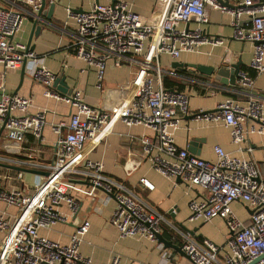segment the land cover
Here are the masks:
<instances>
[{
	"label": "built area",
	"instance_id": "1",
	"mask_svg": "<svg viewBox=\"0 0 264 264\" xmlns=\"http://www.w3.org/2000/svg\"><path fill=\"white\" fill-rule=\"evenodd\" d=\"M8 1L6 6H0V64L5 70H12L26 59V71L44 85V95L70 105L73 111L68 119L51 124L56 135L54 150L40 165L46 174L33 182L31 191L26 189L22 172L12 173L7 168V172L3 171L1 162L15 160L0 154V202L15 208L11 215L0 209V264H92L79 251L90 227L88 219L75 227L67 243L39 234V229L66 221L58 210L60 203H65L72 213L77 211L78 201L70 193L79 189L71 181L73 175H82L92 182L84 190L86 194L95 195L98 187L104 193L102 201L108 200V192L114 194L110 223L121 237L156 239L163 215L134 187L105 175L102 162L88 158V151L110 133L115 121L149 127L153 133L138 139L150 156L153 169L168 178H181L188 187L206 190L203 199L189 201L188 220L218 217L225 221L229 234L222 243L183 234L181 248L191 264H264V175L256 161L231 155L218 144L212 147L213 160L176 144L173 130L180 115L188 114L190 97L184 90L165 87L159 66L163 53L175 59L212 39L215 44H222L223 38L209 37L204 28L210 10H217L230 15L233 38L253 43L249 67L255 74L263 73L264 0H152L154 7L149 16L133 11L122 0L94 3L89 10L74 14L67 8L75 21V56L95 68L98 86L107 60L117 65H138L126 84L124 99L110 109L86 103L80 90L63 94L53 89L55 74L42 64V56L15 39L23 21L34 16L42 0ZM248 18L250 21L242 23ZM236 83L242 90L253 87V79L246 71L238 72ZM244 94L248 97L243 103L225 98L216 104L215 111L198 109L192 116L195 120L221 122L234 144L243 142L248 133L264 134V103ZM31 107L30 97L1 92L0 123L7 139L21 143L30 133L43 140L46 111ZM246 120L252 123L248 125ZM3 180L13 188L4 189ZM140 182L147 185L144 179ZM15 183L25 188V193ZM235 201L248 211L246 220H240L233 211L231 204ZM164 255H171V250L166 249ZM103 264L123 263L113 256Z\"/></svg>",
	"mask_w": 264,
	"mask_h": 264
},
{
	"label": "crops",
	"instance_id": "2",
	"mask_svg": "<svg viewBox=\"0 0 264 264\" xmlns=\"http://www.w3.org/2000/svg\"><path fill=\"white\" fill-rule=\"evenodd\" d=\"M135 12L143 16H149L154 7L152 0H122ZM55 6L51 13L49 24H42L39 34L33 35L30 44L32 51L42 56V64L54 74L61 72L64 75L62 91L53 89L58 93H66L68 90H80L84 101L90 105L110 109L119 104L125 97L126 84L138 69L137 63L115 64L107 60L104 78L97 84L96 72L93 66L75 56V21L73 15L68 14L67 8L72 14L79 10H89L95 0H46L45 13L49 3ZM110 0H99V3H108ZM8 0H0V6H6ZM33 16L23 21L21 29L15 35V39L27 44L33 26ZM230 15L210 10L209 22L205 25V33L209 37L219 36L223 38L222 44L211 41L201 43L194 51L180 53L173 59L163 53L159 57V66L163 69V77H166L171 86L176 88L183 85L185 92L189 94V112L180 115L177 126L174 128L176 144L187 148L192 137L197 138L199 157L213 160L212 147L220 145L226 152L244 159H252L257 162L260 171L264 175V134L248 133L240 144L231 141L228 129L221 122H205L195 120L192 116L198 109L211 110L216 104L225 99L232 98L240 103L247 100L244 92L252 95L264 103V72L255 74L249 67L252 56L253 43L240 41L232 37ZM202 64L206 66H219L222 63L233 64L240 62V71H246L253 79L251 89H243L237 86H222L214 81L213 76H207L193 67L173 66V63ZM22 64L12 70H5L0 64V94L3 90L9 93H17L30 97L32 110L43 109L46 111V125L42 130L43 140H39L28 133L21 143L13 142L6 138L5 130L0 131V154L9 156L15 163H4L3 171L12 173L22 172L27 191H31L33 182L45 174L40 165L45 164L54 150L56 135L51 131V124L60 119H68L73 107L44 95V85L32 79L25 69V75H21ZM228 81V77L224 76ZM219 84V86H218ZM222 86V87H220ZM191 101V103H190ZM248 125L251 120H246ZM2 124L0 123V129ZM152 130L143 125L135 124L126 126L121 121L112 124L110 133L94 148L88 151V158L100 161L103 164L105 175L120 180L135 191L155 210L160 212L164 221L160 232L163 237L177 246L183 243V234H190L183 230L181 225L193 233L194 239H208L215 243H222L229 231L225 221L221 218L211 220H188V203L191 199L201 200L205 197L206 190L199 186L188 187L183 182L168 178L153 169L151 158L141 147L139 137L152 134ZM8 170H7V169ZM21 168V169H17ZM72 179L78 190L70 193L78 201V209L70 212L65 203H60L58 210L65 215V222H58L51 228L39 229V234L59 243H67L70 234L84 219L90 221L88 232L83 236L79 245L80 253L89 257L92 264H103L113 256H118L123 264H191V261L181 252L166 247L157 239L150 240L145 237H121L117 229L110 223V216L115 207V200L108 196L107 201H102L104 193L96 188L95 195L84 192L90 186L84 182L82 175H73ZM140 179H144L147 185H143ZM15 185L21 193L26 189ZM4 189L13 188L7 181H2ZM241 203L235 201L232 209ZM240 206V207H241ZM6 208V209H5ZM0 209L6 210L8 215L15 212L14 207L7 208L0 202ZM247 218V217H246ZM224 223V224H223ZM223 224V226H217ZM1 238V234H0ZM171 250V255H164L165 250Z\"/></svg>",
	"mask_w": 264,
	"mask_h": 264
},
{
	"label": "water",
	"instance_id": "3",
	"mask_svg": "<svg viewBox=\"0 0 264 264\" xmlns=\"http://www.w3.org/2000/svg\"><path fill=\"white\" fill-rule=\"evenodd\" d=\"M115 1L116 0H110V2H115ZM95 3L96 4L99 3V0H95ZM45 4H46V0H42L39 10L33 16L34 20H33L32 31H31V35L29 37V40L26 44L27 49H29V50L33 49V45L30 44V41H31L33 35L37 36L39 34L41 28H42L41 25H38V22H41L42 24H49V21L51 18V13L53 11L55 3L54 2L49 3L47 13H45ZM81 11H83V10H79V12H81ZM248 21H250L249 18L242 20V23H245ZM256 43L257 42L255 41L254 44H256ZM26 63H27V60L24 59L22 62V66H21V75L22 76H24L26 73L25 72ZM187 65L195 68L196 70H198L199 72H201L203 74H206L207 76H213L214 81L221 83L222 86L228 85L230 87L235 85L237 74L240 71V62L233 63V64L222 63L221 65L216 66V67L206 66V65H202V64H194V63H191V64H184V63H180V62L173 63V66H179V67L187 66ZM224 76L229 78L228 81L224 80V78H223ZM61 85H66V84H64V75L61 72H59V73L55 74V79H54V82L52 84V87L56 88L57 90L62 91ZM218 86H219V84H218ZM222 86H220V87H222ZM71 92H72V89L68 90L64 94H70ZM213 111H215V108L211 109V110H205L204 112H213ZM2 130H3V125L1 126L0 131H2ZM196 140H197V138L192 137L191 140H189L188 146H187V150L189 152H191L192 154H195V155H197L199 153V150L197 147L198 144L196 143L197 142ZM1 165L6 166V164H2V163H1ZM17 169H21V168H17ZM34 171L41 173V174H46V172H43V171H37V170H34ZM71 181H76V180L71 179ZM176 181L182 182L181 178H176ZM84 182L86 184H88L89 186L92 185V182H90L88 180H84ZM98 188L102 189L101 187H98ZM107 194L109 197L114 198V194L112 192H108ZM181 227L183 228V230L188 231L190 234L193 233L192 231L188 230L187 228L183 227L182 225H181ZM155 236H156V239L159 243H162L166 247L169 246L170 248H173L174 250L181 252L184 256H186L190 260V257L182 250L181 246L179 247V246L173 244L171 241L166 240L160 231L156 232Z\"/></svg>",
	"mask_w": 264,
	"mask_h": 264
},
{
	"label": "rangeland",
	"instance_id": "4",
	"mask_svg": "<svg viewBox=\"0 0 264 264\" xmlns=\"http://www.w3.org/2000/svg\"><path fill=\"white\" fill-rule=\"evenodd\" d=\"M191 103V101H190ZM241 205H237V207L234 209L233 208V211L235 212L236 216L240 219V220H246L247 218V214H248V211L243 208L242 206L240 207ZM224 224V223H223ZM223 224H217V226H223Z\"/></svg>",
	"mask_w": 264,
	"mask_h": 264
},
{
	"label": "trees",
	"instance_id": "5",
	"mask_svg": "<svg viewBox=\"0 0 264 264\" xmlns=\"http://www.w3.org/2000/svg\"><path fill=\"white\" fill-rule=\"evenodd\" d=\"M163 84H164L165 87H169V86L172 85V83H169V81H168V79L166 77H163ZM176 88L181 90V89H183V85L182 84L178 85V86H176Z\"/></svg>",
	"mask_w": 264,
	"mask_h": 264
}]
</instances>
